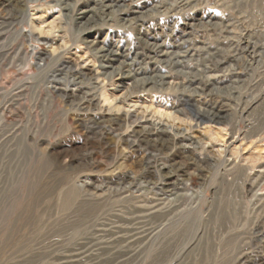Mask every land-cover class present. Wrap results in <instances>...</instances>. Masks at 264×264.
<instances>
[{
	"label": "rangeland",
	"instance_id": "1",
	"mask_svg": "<svg viewBox=\"0 0 264 264\" xmlns=\"http://www.w3.org/2000/svg\"><path fill=\"white\" fill-rule=\"evenodd\" d=\"M0 264H264V0H0Z\"/></svg>",
	"mask_w": 264,
	"mask_h": 264
},
{
	"label": "bare ground",
	"instance_id": "2",
	"mask_svg": "<svg viewBox=\"0 0 264 264\" xmlns=\"http://www.w3.org/2000/svg\"><path fill=\"white\" fill-rule=\"evenodd\" d=\"M116 7V6H115ZM26 10V9H25ZM40 17H38V19H39ZM42 20V19H41ZM57 21V19L56 18H54V19H52V21H50V22H48L47 23V25H45V26H43L42 24L43 23H41V24H39L37 27H35L34 25H33V27H35L39 32H40V34L42 33L41 31H43L44 29H46V31L47 32H50V31H52L55 27H54V25H56L55 24V22ZM42 22H43V20H42ZM55 34V33H54ZM60 49H62V47L60 48ZM64 49V48H63ZM62 49V50H63ZM100 51H102V48H100ZM102 52H104V51H102ZM86 54V53H85ZM125 56V55H124ZM124 56H122L123 58H124ZM104 58H107V55H104L103 56ZM61 64V63H60ZM63 65V64H62ZM104 68V67H103ZM103 70H105V69H103ZM104 74H105V72H103ZM96 78L98 79L99 78V76L97 77L96 76ZM54 89H56V88H54ZM132 91V90H131ZM136 91V90H135ZM137 92V91H136ZM78 95V94H77ZM101 96H102V98L104 99V102H108V100H109V97H108V95L107 94H105L104 93V91H103V93L101 94ZM105 97V98H104ZM134 106H136V105H134ZM117 108V111H116V113L115 114H119L120 112H121V106H117L116 107ZM233 154V153H232ZM165 219V218H164Z\"/></svg>",
	"mask_w": 264,
	"mask_h": 264
}]
</instances>
